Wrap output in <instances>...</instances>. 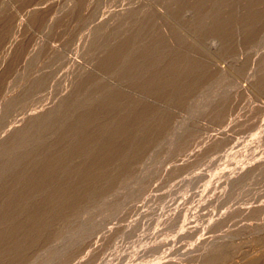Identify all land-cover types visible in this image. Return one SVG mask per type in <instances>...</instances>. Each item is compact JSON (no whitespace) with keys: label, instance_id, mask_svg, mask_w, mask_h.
<instances>
[{"label":"rangeland","instance_id":"1","mask_svg":"<svg viewBox=\"0 0 264 264\" xmlns=\"http://www.w3.org/2000/svg\"><path fill=\"white\" fill-rule=\"evenodd\" d=\"M0 264H264V0H0Z\"/></svg>","mask_w":264,"mask_h":264},{"label":"bare ground","instance_id":"2","mask_svg":"<svg viewBox=\"0 0 264 264\" xmlns=\"http://www.w3.org/2000/svg\"><path fill=\"white\" fill-rule=\"evenodd\" d=\"M109 61V60H108ZM98 66V65H97ZM243 164V163H242ZM229 213V212H228Z\"/></svg>","mask_w":264,"mask_h":264}]
</instances>
